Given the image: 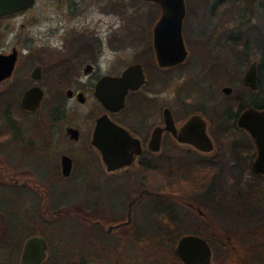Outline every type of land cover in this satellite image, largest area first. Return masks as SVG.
<instances>
[{
    "label": "flooded vegetation",
    "instance_id": "af4514ba",
    "mask_svg": "<svg viewBox=\"0 0 264 264\" xmlns=\"http://www.w3.org/2000/svg\"><path fill=\"white\" fill-rule=\"evenodd\" d=\"M124 2L0 0V188L17 191L8 197L11 202H3L10 211L0 208V233L24 236L14 245L20 256L29 236L38 234L47 242V230L27 231L39 221L49 224L51 214L55 219L90 221L102 231L128 232L137 241L146 235L158 237L163 230L157 206L167 197L188 211L172 208L177 223L192 217L187 219L193 229L181 231L178 241L183 236L203 239L189 246L192 264H202L207 253V264H264L257 256L248 262L243 244L231 243L237 235L225 228L216 212L222 199L215 188L222 181L212 180L220 176L217 172L226 171L236 177L238 173L241 186L244 173L264 178V122L253 114L242 118L247 111H264V52L258 53L259 48L242 34L263 27L250 24L243 30L238 24L227 35L226 24H209L200 37L195 36V24H189L195 29L192 35H184L183 24L184 56L164 61L158 24L141 25L139 37L129 36L131 28L128 35L124 30L112 29L107 35L93 30L88 13L130 8V0ZM140 2L155 5L161 15L156 1ZM38 4L53 11L51 19L58 24H27ZM73 17H78L76 24H67ZM253 50L256 55L241 74L240 85L228 79L240 67L229 66L227 54L240 60ZM253 62L255 75L247 76ZM247 121L252 131L244 124ZM104 146L113 155L110 167L103 159ZM115 150L123 157L116 159ZM64 184L89 190L92 202L76 203L80 212L73 205L48 208L51 214L43 217L36 210L49 204L38 194ZM164 185L177 192L151 189ZM131 186L139 190L130 192ZM119 188L120 212H115V201L110 204L106 196ZM253 188L251 184L246 196ZM238 194L243 199V192ZM146 197L155 206V232L141 235L135 227ZM237 206L240 215L246 208L242 202ZM104 221L109 222L107 227ZM214 237L227 247L230 260L222 263L224 252H218ZM47 260L48 249L40 264Z\"/></svg>",
    "mask_w": 264,
    "mask_h": 264
},
{
    "label": "rangeland",
    "instance_id": "374dc122",
    "mask_svg": "<svg viewBox=\"0 0 264 264\" xmlns=\"http://www.w3.org/2000/svg\"><path fill=\"white\" fill-rule=\"evenodd\" d=\"M123 1L128 3V0ZM33 10L35 17L32 21H28L27 24H41V26L45 24H58L54 19H51L53 11L46 10L39 4ZM87 15L89 17L88 20L94 26L93 30L99 32L100 35H107L112 29L116 31L124 30L126 31L125 34L128 35V29L131 28L129 36L139 37L142 32L140 26L155 24L160 13L155 5L144 4L140 0H130V8L125 7L123 10L115 8V10L108 13L93 10ZM21 19L19 18V20ZM77 20L78 17H73L67 24H76ZM184 24V35L190 36L192 35L190 31L196 29L198 34H195V36L200 37L204 28L207 29L209 24H226L227 35L229 32L234 33L235 27H239L238 24H242L243 27L241 26V28L243 30L248 29L250 24L261 25L263 27H261V30L259 27L258 29L255 28V31L252 29L254 27H251V29L242 34L244 37L247 36L249 42H252L259 48L258 53L264 52V0H186ZM189 24H195L196 28L192 29V25ZM149 28L146 36H149ZM34 29L36 31V27ZM257 31H262V33H258ZM196 49L198 48L196 47ZM104 50H106L107 56L111 55V51L106 49V47ZM201 52L204 51L201 50ZM248 53L249 56H245L240 60H236L233 55L227 54L228 65L236 63L240 67L237 73L233 74L234 78L231 73H228L231 74L228 79L235 83L240 80L241 74L247 67L250 58L256 55L255 50ZM226 82L228 81L226 80ZM258 100L261 99L258 98ZM216 175L220 176L213 177L212 180L217 179L222 181L221 183L217 182L215 188L219 195L218 198L222 199V202L217 201L216 212L221 214L222 223L225 225V228L237 235L231 238V243L244 245H242L243 251L247 249L249 253L248 262L256 260L258 257L260 261H264V178L256 177L252 173H244L242 176L246 178L244 179L245 186H241L238 182V173L237 177L235 172L232 171L217 172ZM251 184L254 187L252 195L246 196V192L249 190ZM130 188V192H137L139 190L134 186ZM151 189L162 190L164 193L177 192L174 188L165 185L161 189L152 187ZM88 191L82 189V187H74L73 184L58 186L51 193L49 190L47 192L45 189L41 190L42 194H38V196L44 197L49 207L45 208L42 205L41 209L39 208L36 211L43 213V217L48 218L51 214L47 211L48 208L59 210V208L65 209L73 205L72 208L76 212H80L79 208L76 209L75 207L76 203L90 204L92 202L91 195L86 194ZM240 191L243 192V199L239 198L241 197L238 194ZM121 192L122 189L119 188L115 194L106 196L110 204L115 201V212H120L117 200ZM13 195H17L15 188H0V208L5 211L9 209L10 211L11 207L5 203L11 202L12 199H8V197ZM60 199L66 202L61 206H57L56 203ZM123 200L126 202L125 199ZM144 200L142 202L146 204L142 206L139 223L135 227L137 228V233L141 235L155 232L153 230L155 227V221L153 220L155 219L153 218L155 206L150 203L152 200H149V197H146ZM155 201L153 200V203ZM238 202H242L246 208L241 212L242 214L239 213L240 215L236 214L239 212L237 209ZM199 203L207 206L204 200H201ZM157 207L161 209L156 212V218L160 223L159 227L163 230L162 235L158 237L146 235L139 241L128 232L124 234L123 232L118 233L115 230L109 232L102 231L100 228L93 226L90 221L83 222L68 216L55 219L53 214L49 217V224L46 223L44 225L43 221H39L40 224L34 225V228L27 232L31 233L32 231H41L42 229L47 230L44 236L48 242V260L43 264H133L134 262L135 264H183L175 250L179 234L186 231L185 229H193L188 225L189 219L192 217L185 216L181 222L177 223L171 215L173 212L172 208L174 211L177 210L184 213L188 211L180 210L179 208L181 207L167 197L163 198ZM108 223V221L103 222L105 227H107ZM178 224L181 225L180 228ZM126 228L133 229L132 226ZM23 239L24 236L22 237L20 234L14 237L10 233H5L4 235L0 233V264H20V252L17 251L14 245ZM211 239L213 244L217 246L218 252H224L220 258L222 263L230 260L228 256L230 252L227 247L220 246L221 243H218L217 238ZM237 252L239 253V250Z\"/></svg>",
    "mask_w": 264,
    "mask_h": 264
},
{
    "label": "water",
    "instance_id": "95a60500",
    "mask_svg": "<svg viewBox=\"0 0 264 264\" xmlns=\"http://www.w3.org/2000/svg\"><path fill=\"white\" fill-rule=\"evenodd\" d=\"M31 1V0H29ZM156 1L161 7V15L157 19L155 24H158V28L162 29V59L164 61H173L178 57H183L185 54V46L182 35V25L184 24L186 15V0H153ZM18 7L20 4H15ZM14 7V8H16ZM157 29V27H156ZM155 29V30H156ZM161 37V36H159ZM158 46V45H157ZM256 62H253L246 75H255ZM257 116L259 120L264 122V111H247L243 114L242 118L246 115L248 117ZM242 118L240 120H242ZM246 122V121H245ZM248 129L253 130L251 124L247 121L244 123ZM108 146L102 147L103 159L110 167L109 158L113 157L109 154ZM114 157L120 159L123 154H119L117 150L114 151ZM202 238L183 236L179 239L176 246V254L186 263H191V254L189 253V246L194 243H198ZM47 242L46 240L38 234L29 236L23 245L20 264H40L47 256ZM209 261V253L206 254L205 259H203L202 264H207Z\"/></svg>",
    "mask_w": 264,
    "mask_h": 264
}]
</instances>
